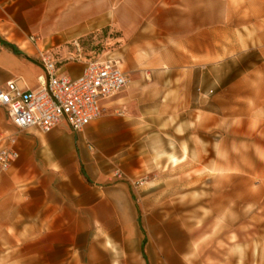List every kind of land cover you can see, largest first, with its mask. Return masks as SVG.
<instances>
[{"label":"rangeland","instance_id":"rangeland-1","mask_svg":"<svg viewBox=\"0 0 264 264\" xmlns=\"http://www.w3.org/2000/svg\"><path fill=\"white\" fill-rule=\"evenodd\" d=\"M90 1L94 30L40 37L60 60L118 58L124 89L143 78L103 136L88 131L96 120L74 132L94 201L100 189L110 203L34 212V190L6 189L9 166L0 264H264V0ZM180 56L192 77L178 95L160 79L184 71Z\"/></svg>","mask_w":264,"mask_h":264},{"label":"crops","instance_id":"crops-1","mask_svg":"<svg viewBox=\"0 0 264 264\" xmlns=\"http://www.w3.org/2000/svg\"><path fill=\"white\" fill-rule=\"evenodd\" d=\"M94 5H99L95 13ZM100 12V3H86L85 0H0V90L5 88L9 80H13L22 90L37 88L45 81V71L37 51L53 56L58 73L77 76L87 60L58 59L51 46L41 44L40 35L45 38L52 37L57 30L64 31L69 36L88 33L99 25ZM207 31L211 38L212 28L205 29L206 35ZM188 34L190 38L191 35ZM30 36H38L37 41H30ZM189 40L187 45L191 46ZM193 50L195 51V46L189 48V51ZM204 51L206 54L212 52L211 42L208 47L205 44ZM100 58L117 61L128 78L118 58L107 55ZM185 59L186 57L180 56L177 62L178 70L184 69L183 72L178 71L168 76L164 71L160 79L164 85H176L178 95L181 94L180 86H183V93H186L191 84L192 68L182 66ZM142 81V77H136L129 88H123L106 99L102 104L103 114L95 119L94 126L88 131L103 136L107 132L108 122L112 119L109 111L121 106L129 107L128 103L136 95V91H140L135 86L141 85ZM4 133L15 134L18 157L1 178L6 189L14 190L21 186V189L34 190L29 203L34 206V212L80 214L93 211L102 202L110 203L106 198L102 201L100 189L96 191L98 198L94 201L90 180H96L80 173L78 166L79 162L88 163L90 160L83 140L84 135L71 131L65 122H61L49 133H41L34 128L15 131L5 109L0 106V144L4 141ZM117 144L113 141L109 148L117 147ZM100 155L98 158H101ZM115 192L116 189H113V196Z\"/></svg>","mask_w":264,"mask_h":264},{"label":"built area","instance_id":"built-area-1","mask_svg":"<svg viewBox=\"0 0 264 264\" xmlns=\"http://www.w3.org/2000/svg\"><path fill=\"white\" fill-rule=\"evenodd\" d=\"M38 36H30L36 42ZM46 79L37 88L19 89L13 80L0 90V106L17 130L34 128L49 133L61 122L81 132L103 111V102L126 87L128 78L117 61L87 60L77 76L57 72L50 53L37 51ZM0 144V172L18 157L16 140L4 137Z\"/></svg>","mask_w":264,"mask_h":264}]
</instances>
